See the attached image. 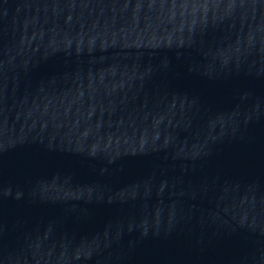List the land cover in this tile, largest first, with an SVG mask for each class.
<instances>
[{
    "label": "water",
    "instance_id": "1",
    "mask_svg": "<svg viewBox=\"0 0 264 264\" xmlns=\"http://www.w3.org/2000/svg\"><path fill=\"white\" fill-rule=\"evenodd\" d=\"M0 264H264V0H0Z\"/></svg>",
    "mask_w": 264,
    "mask_h": 264
}]
</instances>
